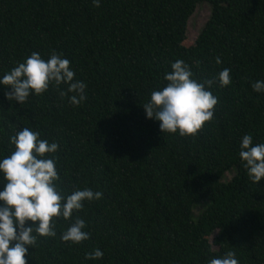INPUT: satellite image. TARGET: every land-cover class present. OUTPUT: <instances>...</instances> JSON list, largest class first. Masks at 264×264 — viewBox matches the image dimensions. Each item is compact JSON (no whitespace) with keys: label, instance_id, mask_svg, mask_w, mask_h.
Wrapping results in <instances>:
<instances>
[{"label":"trees","instance_id":"trees-1","mask_svg":"<svg viewBox=\"0 0 264 264\" xmlns=\"http://www.w3.org/2000/svg\"><path fill=\"white\" fill-rule=\"evenodd\" d=\"M202 3L210 17L187 46ZM52 51L85 84V100L73 106L50 85L17 105L0 88V156L28 127L58 145L62 195L88 187L101 197L74 213L88 240L61 242L71 220L56 218V236L37 237L26 264H207L228 251L238 264H264V179L253 184L237 156L244 134L264 143V94L249 87L264 81V0H0V75ZM176 59L197 82L213 80L217 97L191 137L160 133L141 109ZM223 68L230 83L221 87ZM93 249L102 257L85 260Z\"/></svg>","mask_w":264,"mask_h":264},{"label":"clouds","instance_id":"clouds-1","mask_svg":"<svg viewBox=\"0 0 264 264\" xmlns=\"http://www.w3.org/2000/svg\"><path fill=\"white\" fill-rule=\"evenodd\" d=\"M93 7L100 0H91ZM219 65V56L214 58ZM162 80L163 86L150 93L141 106L145 119L158 122L160 133L180 137L194 136L205 122L213 118L217 97L209 90L213 80L197 82L189 65L181 59L169 64ZM224 87L230 83L229 69H221L215 77ZM58 90L61 98L77 106L85 100V84L74 79L69 61L55 51L47 59L33 52L14 67L0 75V88L7 89L4 100L17 105L31 96L44 93L49 86ZM255 93L264 94V81L249 83ZM12 150L0 156V264H26L24 259L37 237H55L52 225L55 219L71 223L60 234V241L78 244L89 234L83 231L85 222L74 215L84 202L101 197V192L84 187L62 195L54 182L58 180L55 142L40 139L39 133L22 127L8 138ZM238 159L249 180L256 184L264 179V143H253L250 134H244L238 143ZM27 222V223H26ZM99 249L85 254V260L102 257ZM207 264H238L233 252L210 258Z\"/></svg>","mask_w":264,"mask_h":264},{"label":"rangeland","instance_id":"rangeland-1","mask_svg":"<svg viewBox=\"0 0 264 264\" xmlns=\"http://www.w3.org/2000/svg\"><path fill=\"white\" fill-rule=\"evenodd\" d=\"M210 12L211 11H210L209 5L205 3L199 4L196 6L194 13L190 16V18L187 21V27H186L187 46L195 41L199 32L203 28L204 24L208 21L210 17ZM233 175H234L233 171L226 173L224 181H229L233 177ZM203 202L204 201L195 205L193 209L194 217H197L203 210V207L205 206V203ZM214 249L215 248H213V250Z\"/></svg>","mask_w":264,"mask_h":264}]
</instances>
